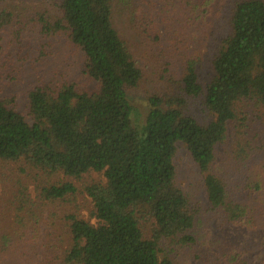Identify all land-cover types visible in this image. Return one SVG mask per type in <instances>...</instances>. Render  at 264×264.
I'll return each instance as SVG.
<instances>
[{"label": "trees", "instance_id": "1", "mask_svg": "<svg viewBox=\"0 0 264 264\" xmlns=\"http://www.w3.org/2000/svg\"><path fill=\"white\" fill-rule=\"evenodd\" d=\"M33 2L41 7L34 6L33 16L25 14L23 4ZM188 4V23L185 17H164L167 6L160 8L162 23L155 21L153 8L132 6V44L114 24L115 0H0V32L33 23L43 37L62 36L82 54L83 75L93 85L85 91L75 82L53 79L37 86L28 94L26 116L13 100H0V162H24L38 174L79 179L95 172L105 179L104 185L85 188L96 225L69 217L71 247L59 257L45 255V264H174L162 241L195 244L201 211L176 185L178 144L199 169L208 211L250 240L249 246L220 253L212 264H264V160L256 153L261 147L252 146L261 135L240 110L243 101L247 110L264 108V0L235 4L231 33L217 44L214 77L204 89L197 76L198 48H191L201 41L196 24L202 8ZM192 23L196 32L185 40L182 30ZM138 44L151 46L165 67L156 66L160 87L141 107L133 98L144 80L131 47ZM199 97L212 118L205 125L187 112V100ZM235 123L243 126L238 149L231 151L236 162L228 166L233 177H222L216 149ZM36 189L35 200L27 184L14 192L12 230L0 231V252L19 243L21 228L38 221L39 208L75 193L70 184ZM150 222L152 234L145 239L141 224ZM210 246L209 252L219 247Z\"/></svg>", "mask_w": 264, "mask_h": 264}, {"label": "rangeland", "instance_id": "2", "mask_svg": "<svg viewBox=\"0 0 264 264\" xmlns=\"http://www.w3.org/2000/svg\"><path fill=\"white\" fill-rule=\"evenodd\" d=\"M117 1L114 24L121 34L132 44L135 42V32L132 28L130 10L135 5L145 10L153 8L152 14L157 23L163 19L160 8L167 6L164 17L181 19L185 17L187 23L191 9L189 4L201 6L199 10V46L198 48V82L203 89L214 77L212 61L217 52V44L231 33L230 21L235 4L240 0H127L128 5L122 6L121 0ZM14 5H18L15 3ZM35 5L39 3L23 4L30 16L35 14ZM174 8L178 9L173 11ZM182 27V26H181ZM164 25L162 26V29ZM34 24L20 30H7L0 32V100H13L14 107L24 116L27 115L28 94L35 87L50 83L53 79L75 82L80 90L92 89V82L83 75L84 58L82 54L71 47L61 36L43 37L38 33ZM183 39H190L196 26L193 23L186 29ZM135 52L138 66L144 71V80L141 87L135 91L133 98L137 106L143 105L147 95L154 93L158 86L156 76L158 68L164 69V61H156V54L151 46H131ZM157 66V67H156ZM175 74V73H174ZM168 80V75L165 76ZM175 78L178 79V76ZM164 83H161L163 85ZM158 86V87H157ZM187 112L196 121L205 125L211 121V116L203 106V98L187 100ZM240 110L245 112L249 119V128L261 135L260 139L252 143L253 147H261L256 153L264 160V108L247 110L246 102H241ZM235 123L230 128L225 144L216 149L218 170L222 168V177L230 175L228 166L235 164L236 160L231 151L235 152L237 134L240 136L242 128ZM175 167V181L177 187L187 196L194 208H200L198 216V239L189 247L169 244L162 241V250L166 256L173 260L174 264H212L220 257V253L229 251L228 248L237 249L249 246L250 240L241 238L240 232L229 227L224 228L219 215L208 211V203L203 187L202 176L185 147L178 144L173 160ZM28 186V193L35 200L36 187L44 184L59 186L70 184L75 188V193L67 195L62 201L54 205L37 210L38 221H27L21 228L24 236L17 245L11 246L8 251L0 252V264H45V255L62 256L71 247L69 234L70 222L68 218L74 217L91 225H96L93 217V204L85 192V188L94 184H105L102 173L90 172L79 179H73L62 174L47 175L38 174L32 167L24 162L5 163L0 162V231L5 233L12 230L14 207L10 201L14 198V192L21 186ZM142 232L145 239H150L153 223H142ZM244 245H242V242ZM209 243V244H207ZM210 244L218 245L209 252ZM49 254V255H48Z\"/></svg>", "mask_w": 264, "mask_h": 264}]
</instances>
